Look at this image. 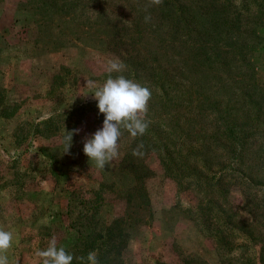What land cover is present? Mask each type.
<instances>
[{
    "label": "rangeland",
    "instance_id": "1",
    "mask_svg": "<svg viewBox=\"0 0 264 264\" xmlns=\"http://www.w3.org/2000/svg\"><path fill=\"white\" fill-rule=\"evenodd\" d=\"M165 2L175 10L177 0H0V227L13 233L10 264H38L35 251L51 238L77 258L96 250L99 264H264V190L253 196L221 174L204 192L196 176L180 180L160 150H148L144 189L130 192L119 173L132 139L126 131L104 170L83 153L104 119L91 94L83 96L85 80L102 84L112 58L127 71L147 62V50L161 44L143 38L165 31L155 29ZM230 5L251 32L250 61L264 82V14L251 0ZM144 79L136 82L146 86ZM73 129L80 131L64 154V132Z\"/></svg>",
    "mask_w": 264,
    "mask_h": 264
},
{
    "label": "trees",
    "instance_id": "2",
    "mask_svg": "<svg viewBox=\"0 0 264 264\" xmlns=\"http://www.w3.org/2000/svg\"><path fill=\"white\" fill-rule=\"evenodd\" d=\"M230 2L177 0L175 10L165 2L169 6L155 24L165 31L143 36L145 43L157 39L160 49L147 50V62L139 59L123 72L135 81L145 78L146 87L158 90L154 94L151 89L150 126L145 135L132 137L119 169L130 192L144 189L141 179L150 172L141 157L132 155L141 142L144 153L160 150L168 173L174 167L180 180L196 176L204 192L222 180L221 174L253 196L263 192L264 82L250 61L255 47L251 32ZM251 2L264 14V0ZM51 169L56 176L64 174L53 165ZM252 206L262 210L256 202Z\"/></svg>",
    "mask_w": 264,
    "mask_h": 264
},
{
    "label": "clouds",
    "instance_id": "3",
    "mask_svg": "<svg viewBox=\"0 0 264 264\" xmlns=\"http://www.w3.org/2000/svg\"><path fill=\"white\" fill-rule=\"evenodd\" d=\"M163 0H151L152 5H161ZM145 16V22L150 20ZM127 65L119 58L107 60L106 72L108 76L102 84L92 79L85 80L83 88L96 101L98 112L103 114L102 127L97 129L83 141V153L92 161L96 169L104 170L108 164L119 157V140L123 131L136 138L146 134L151 121L147 118L148 105L152 96L150 88L142 86L134 79L126 78L122 73ZM116 73L117 75H113ZM80 129L65 131L63 137V152L69 154L72 147V138ZM144 144L139 143L132 150V155L142 157ZM13 233L0 227V264H10L7 255L13 247ZM35 256L38 264H73L78 259L81 264H99L98 252L89 251L86 256L74 257L65 246H58L57 240L51 238L44 249H37ZM18 264V262H17Z\"/></svg>",
    "mask_w": 264,
    "mask_h": 264
}]
</instances>
